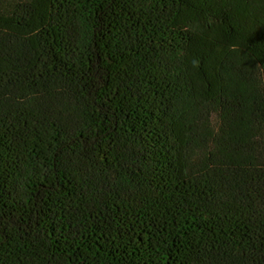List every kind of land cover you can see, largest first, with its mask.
I'll return each instance as SVG.
<instances>
[{
  "label": "trees",
  "instance_id": "1",
  "mask_svg": "<svg viewBox=\"0 0 264 264\" xmlns=\"http://www.w3.org/2000/svg\"><path fill=\"white\" fill-rule=\"evenodd\" d=\"M0 264H264V0H0Z\"/></svg>",
  "mask_w": 264,
  "mask_h": 264
}]
</instances>
